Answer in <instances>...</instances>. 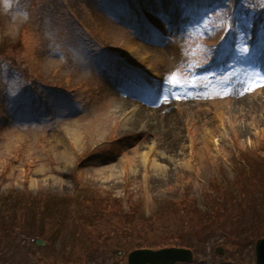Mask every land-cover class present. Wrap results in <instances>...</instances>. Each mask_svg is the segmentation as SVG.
<instances>
[{
  "label": "rangeland",
  "instance_id": "374dc122",
  "mask_svg": "<svg viewBox=\"0 0 264 264\" xmlns=\"http://www.w3.org/2000/svg\"><path fill=\"white\" fill-rule=\"evenodd\" d=\"M9 2L0 264H128L163 224L208 238L175 264H255V237L197 217L244 152L264 157V0Z\"/></svg>",
  "mask_w": 264,
  "mask_h": 264
},
{
  "label": "trees",
  "instance_id": "16d2710c",
  "mask_svg": "<svg viewBox=\"0 0 264 264\" xmlns=\"http://www.w3.org/2000/svg\"><path fill=\"white\" fill-rule=\"evenodd\" d=\"M250 154L245 152L242 154L241 162L244 161V164L237 170L232 181L228 180L229 185H217L215 187L216 196L212 199L214 206L206 211L198 212L197 219L199 221L202 216L204 219L210 218L211 220L214 218L213 214L224 215L219 224L224 236L235 235L239 237L240 233L250 234L256 239L264 236V157L257 150L250 152ZM14 202L19 203L20 201L14 199ZM192 213L188 212L189 215ZM229 226H231L230 230ZM161 230H164L165 238L161 237L158 241L145 240L135 246L128 247V251L143 247L160 248L165 246H183L197 250V246L208 242L207 237L193 241L190 238L176 236L172 233L171 225L163 224Z\"/></svg>",
  "mask_w": 264,
  "mask_h": 264
},
{
  "label": "water",
  "instance_id": "95a60500",
  "mask_svg": "<svg viewBox=\"0 0 264 264\" xmlns=\"http://www.w3.org/2000/svg\"><path fill=\"white\" fill-rule=\"evenodd\" d=\"M38 244L45 241L36 238ZM256 264H264V237L259 238L255 244ZM193 252L182 247H165L161 249L141 248L133 250L128 255L129 264H173L176 261H190Z\"/></svg>",
  "mask_w": 264,
  "mask_h": 264
},
{
  "label": "snow or ice",
  "instance_id": "6c2138e0",
  "mask_svg": "<svg viewBox=\"0 0 264 264\" xmlns=\"http://www.w3.org/2000/svg\"><path fill=\"white\" fill-rule=\"evenodd\" d=\"M247 50V47H244L242 49V51L244 52H247ZM256 87H264V77H260L259 79H257L254 85L250 88V90L254 91Z\"/></svg>",
  "mask_w": 264,
  "mask_h": 264
},
{
  "label": "clouds",
  "instance_id": "9594fccd",
  "mask_svg": "<svg viewBox=\"0 0 264 264\" xmlns=\"http://www.w3.org/2000/svg\"><path fill=\"white\" fill-rule=\"evenodd\" d=\"M0 5L3 6L5 12L8 10V8L11 7V4H10L9 0H0ZM24 19H25V20L28 19L26 13L24 14Z\"/></svg>",
  "mask_w": 264,
  "mask_h": 264
},
{
  "label": "bare ground",
  "instance_id": "6f19581e",
  "mask_svg": "<svg viewBox=\"0 0 264 264\" xmlns=\"http://www.w3.org/2000/svg\"><path fill=\"white\" fill-rule=\"evenodd\" d=\"M170 51H171V50H170ZM170 51H169V52H170ZM126 103H127V102H126ZM124 107H125V104H124V106H122L121 111L125 110ZM141 110H142V111H140V112L138 113V117H140V116H142V115L144 116V112L149 111V110L144 109V108L141 109ZM148 115H149V113H148ZM143 116H142V117H143ZM58 139H59V138H58ZM159 164H160V163H159ZM160 165H161V166H164V164H160Z\"/></svg>",
  "mask_w": 264,
  "mask_h": 264
}]
</instances>
